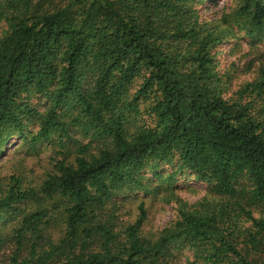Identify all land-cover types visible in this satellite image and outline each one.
<instances>
[{
  "label": "trees",
  "instance_id": "obj_1",
  "mask_svg": "<svg viewBox=\"0 0 264 264\" xmlns=\"http://www.w3.org/2000/svg\"><path fill=\"white\" fill-rule=\"evenodd\" d=\"M211 1L0 0V154L15 138L62 141L60 110L70 108L109 140L96 154L80 146L73 164L54 162L40 186L63 201L58 240L46 236L47 210L4 234L15 205L36 193L14 184L0 196L6 264H169L176 242L193 252L188 263L264 264V0H229L204 18ZM237 36L263 46L261 64L226 96L212 50ZM139 114L151 122L128 134ZM175 160L169 177L189 171L217 197L213 208L179 209L155 241L141 235L143 204L123 232L102 222L116 194L146 188L145 169L159 177L156 167Z\"/></svg>",
  "mask_w": 264,
  "mask_h": 264
},
{
  "label": "rangeland",
  "instance_id": "obj_2",
  "mask_svg": "<svg viewBox=\"0 0 264 264\" xmlns=\"http://www.w3.org/2000/svg\"><path fill=\"white\" fill-rule=\"evenodd\" d=\"M229 0H213L200 6V12L204 18H212L213 13L227 9ZM6 28L4 20L0 19V36ZM248 40L236 37L224 40L215 45L212 50L218 76L228 81L226 96H231L243 84L256 78L263 53V46L257 45L250 48ZM141 81L135 83L138 88ZM134 89V90H135ZM131 90V93L134 92ZM43 111V108H39ZM61 119L66 124L68 136L59 141L58 134H53L49 139L31 143L19 138L12 139L5 145L0 154V196L6 193L14 184L20 189H32L35 196L15 205V211L10 212L7 223L4 224V234H9L20 222L22 216L36 210H47L52 220L46 236L58 240L62 235L63 224L61 213L63 201L59 197L47 198L39 192L40 186L46 176L52 172V165L56 161H64L73 164L80 146H88L87 155L96 154L103 149L109 140L95 135V130L83 117L76 119L78 109L60 110ZM151 118L139 114L132 117L128 124V134L140 127L148 125ZM37 128L29 127V132ZM156 177L145 169L142 182L145 189L124 190L116 194L105 206L101 216L102 222L108 220L116 232H123L127 225L134 224L139 216L138 207L143 204L146 218L141 227V235L146 239L155 241L171 224L178 220V210L190 211L194 209L208 210L213 208L217 197L211 192L210 187L195 180L187 170L176 172L169 177L178 167L176 160L171 164H160L156 167ZM216 198V199H215ZM180 207V208H179ZM254 216H257L255 213ZM248 222H242L240 229H247ZM122 234V233H121ZM173 259L169 264H192L193 252L181 243H173L169 246ZM9 249L0 252V264H6V256ZM195 264H201L196 262Z\"/></svg>",
  "mask_w": 264,
  "mask_h": 264
}]
</instances>
